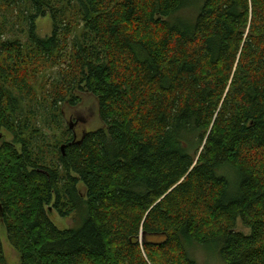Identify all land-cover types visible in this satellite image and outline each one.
<instances>
[{
    "label": "trees",
    "instance_id": "trees-1",
    "mask_svg": "<svg viewBox=\"0 0 264 264\" xmlns=\"http://www.w3.org/2000/svg\"><path fill=\"white\" fill-rule=\"evenodd\" d=\"M75 1L71 40V0H0V264L2 227L20 264H196L192 244L264 264V0ZM83 93L102 126L45 140L38 104ZM51 210L85 217L59 229Z\"/></svg>",
    "mask_w": 264,
    "mask_h": 264
},
{
    "label": "rangeland",
    "instance_id": "rangeland-1",
    "mask_svg": "<svg viewBox=\"0 0 264 264\" xmlns=\"http://www.w3.org/2000/svg\"><path fill=\"white\" fill-rule=\"evenodd\" d=\"M197 1L198 0H189V3H195L196 5ZM67 6L68 3L62 5V7L68 11V16L71 14L76 16L74 35L71 38V40H74L81 37V34L83 33V22L81 18L77 16L78 9L76 7V1L71 0V4L68 7ZM23 9H26V6L23 7ZM14 14V18L10 15V17H12L11 20H16V17L20 14V12L15 10ZM187 14L188 13L185 12L183 15L186 16ZM17 21H15L17 26L15 32H17L16 34L18 38L25 43L27 38L25 33L23 34V26L19 23V21ZM36 27L39 37H51L53 33L52 16L48 14L46 17L39 18L36 21ZM11 37L12 35L7 33L2 36V40H9ZM59 68V66L55 67L53 70H48L40 76L38 83L35 85L37 95L40 99L42 86L48 87L51 82L58 77ZM80 96L81 101L77 106L74 107L69 104H65L60 107L61 109L57 115L51 112L48 107L44 105L46 104L44 100H42L40 105L38 104L36 110V118L38 120L37 125L41 128L43 138L45 140L49 142L52 141L50 143L54 145L55 142L62 141L64 137L68 138V135L65 136L68 131L70 135L77 134V139H80L85 130L86 132H90L99 129L102 126L99 115L98 100L96 97L88 93L80 94ZM22 109L23 112H26L28 110V106L23 105ZM4 142H13V137L7 131L0 130V146ZM80 190L82 194L86 193L82 186L80 187ZM84 217V211L76 212L72 217L67 219L59 217V215L53 210L50 212L52 222L59 229L78 227L82 224ZM237 231L242 232L245 235H250L251 233V230L246 228L240 220L238 221ZM1 238L8 264H20V256L9 244L4 227L1 228ZM189 252L192 260L196 264H225L216 247L213 245L192 244Z\"/></svg>",
    "mask_w": 264,
    "mask_h": 264
},
{
    "label": "flooded vegetation",
    "instance_id": "flooded-vegetation-1",
    "mask_svg": "<svg viewBox=\"0 0 264 264\" xmlns=\"http://www.w3.org/2000/svg\"><path fill=\"white\" fill-rule=\"evenodd\" d=\"M72 125V124H71ZM86 133V130L84 131V133L82 134L81 138L83 137V135ZM75 139H77V134H74ZM78 140V139H77Z\"/></svg>",
    "mask_w": 264,
    "mask_h": 264
},
{
    "label": "water",
    "instance_id": "water-1",
    "mask_svg": "<svg viewBox=\"0 0 264 264\" xmlns=\"http://www.w3.org/2000/svg\"><path fill=\"white\" fill-rule=\"evenodd\" d=\"M62 151H64V146L62 147ZM144 237H145V234H142V240H144Z\"/></svg>",
    "mask_w": 264,
    "mask_h": 264
}]
</instances>
